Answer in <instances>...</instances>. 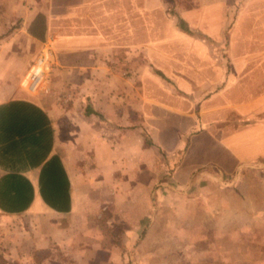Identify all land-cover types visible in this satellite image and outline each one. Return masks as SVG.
<instances>
[{
  "label": "crops",
  "instance_id": "crops-1",
  "mask_svg": "<svg viewBox=\"0 0 264 264\" xmlns=\"http://www.w3.org/2000/svg\"><path fill=\"white\" fill-rule=\"evenodd\" d=\"M150 9V0H0V34L19 23L0 42V264L180 255L178 237L164 242L166 224L188 214L207 223L186 209L205 213L219 184L264 166V0H225L222 99L199 110L180 96L151 98L144 72L135 88L134 49L148 44L134 33L149 31ZM38 14L42 40L28 32ZM38 44L51 50L53 89L72 88L69 103L55 101L56 89L20 86Z\"/></svg>",
  "mask_w": 264,
  "mask_h": 264
},
{
  "label": "rangeland",
  "instance_id": "rangeland-1",
  "mask_svg": "<svg viewBox=\"0 0 264 264\" xmlns=\"http://www.w3.org/2000/svg\"><path fill=\"white\" fill-rule=\"evenodd\" d=\"M150 7L149 16L144 17V22L147 20L149 23V31L134 33L138 39L143 35L148 44L143 52L140 48L134 49L132 72L135 88H141V73L144 72L145 88L150 91L151 98H155L152 96L154 93L160 101H172L173 96H180L184 98L181 100L183 103L192 102L199 110L203 100L221 93L224 86L225 59L231 38L230 27L225 30V0H150ZM195 8L203 9V13L181 14ZM232 18L234 21L235 16ZM140 20V16L134 17L135 23H140ZM16 26H19L18 22L1 33L0 42L13 34ZM24 42L22 38L18 40L20 45ZM158 43L162 46L159 47L160 52L157 51ZM40 50L39 44L37 48L32 47L30 63ZM121 62H117V66L124 69ZM128 73L131 74L130 71ZM20 86L25 89L21 82ZM55 89L51 79L48 92L31 94L46 96L54 94ZM71 89L57 88L55 101L69 103ZM194 91L198 95L196 98L192 95ZM135 98L139 99V96L135 94ZM245 122L249 123V120ZM235 179L234 183L226 180L224 185L219 184V191L208 193L209 198L214 197L215 204L208 205L205 213L201 209H186L187 212L199 211L198 215L208 216L207 223L191 222L194 217L188 214L182 218V223L166 224L169 232L164 242L169 243L174 235L178 237L182 244L181 254L150 256L153 264H264V166L257 165ZM195 236H204L207 240L191 241ZM204 243L207 247L208 243L215 246L205 253ZM193 245L198 246L197 253L190 255L188 252L190 249L194 251ZM128 263L132 264L130 258Z\"/></svg>",
  "mask_w": 264,
  "mask_h": 264
},
{
  "label": "built area",
  "instance_id": "built-area-1",
  "mask_svg": "<svg viewBox=\"0 0 264 264\" xmlns=\"http://www.w3.org/2000/svg\"><path fill=\"white\" fill-rule=\"evenodd\" d=\"M50 51L49 47L42 46L39 54L24 74L21 84L28 92L38 94L49 91L53 70Z\"/></svg>",
  "mask_w": 264,
  "mask_h": 264
},
{
  "label": "trees",
  "instance_id": "trees-1",
  "mask_svg": "<svg viewBox=\"0 0 264 264\" xmlns=\"http://www.w3.org/2000/svg\"><path fill=\"white\" fill-rule=\"evenodd\" d=\"M181 28H183V30H185L186 32L188 31L186 28L182 27V25ZM45 30H46L45 17L42 14H38L31 23V25L29 26L28 32L32 36L42 40L44 38ZM158 73L161 76H163L160 72Z\"/></svg>",
  "mask_w": 264,
  "mask_h": 264
}]
</instances>
